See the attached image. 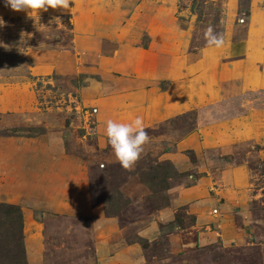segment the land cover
<instances>
[{
  "label": "rangeland",
  "instance_id": "rangeland-1",
  "mask_svg": "<svg viewBox=\"0 0 264 264\" xmlns=\"http://www.w3.org/2000/svg\"><path fill=\"white\" fill-rule=\"evenodd\" d=\"M135 1L119 4L125 10ZM231 2L233 12L228 11ZM247 2L162 0L164 47L191 60L198 57L199 49L207 46V27L224 37L241 25ZM71 7L64 13H10L0 0V203L18 205L23 215V205L13 202L21 185L3 180L13 168L10 151L46 148L72 160L67 168L85 183L86 201L98 205L100 218H111V223L88 214L30 207L40 232L28 234L22 228L27 264H264L262 146L176 147L197 131L199 113L180 111L145 124L150 140L134 167L123 169L101 129L100 104L146 89L158 95L172 82L185 84L187 76L164 79L149 75L138 58H118L125 47L142 52L150 47L144 27L121 45L127 34L121 29L123 11L98 29L94 24L100 13L89 9L82 15L88 27L77 29L75 19L81 14L73 1ZM16 153L14 163L21 160ZM237 166L245 171L242 184L231 179ZM52 188L60 191L47 185L46 192ZM2 231L0 225V264H20L12 248L14 233L5 236ZM2 243L8 251L1 249Z\"/></svg>",
  "mask_w": 264,
  "mask_h": 264
},
{
  "label": "crops",
  "instance_id": "crops-1",
  "mask_svg": "<svg viewBox=\"0 0 264 264\" xmlns=\"http://www.w3.org/2000/svg\"><path fill=\"white\" fill-rule=\"evenodd\" d=\"M72 1L78 14H81L78 20L75 19L77 29L88 27L86 18L82 15L87 14L89 9H94L96 14L100 13L97 17L98 24H94L98 29L109 26L111 16L124 12L121 29L127 34L123 35V46L136 38L139 28L144 27L149 32L151 37L148 49L142 52L121 48L117 53L119 59L128 54L138 58L136 61L142 66L144 64L149 75L156 74L164 79L174 81L183 74L187 76L185 84L172 82L169 89L158 95L146 89L125 97L107 98L100 104L98 112L103 121L101 129L105 130L108 119L130 122L141 116L146 122L144 124H151L180 111L199 110L197 131L189 132L176 143V147L188 146L196 150L198 147L208 148L219 144L228 150L241 142H258L262 146L261 154L264 157V0H248L247 9L242 16L243 22L236 26L238 29L234 27L226 32L223 47L204 46L199 49L198 57L192 60L183 52L180 55L177 49L164 47L166 43L162 40L160 31L164 28L162 0H136L125 10H122L120 0ZM234 6L231 2L228 11L233 12ZM47 11L68 12L51 8ZM8 12L15 13L10 8ZM105 13L109 15L104 17ZM238 30L242 32L239 33ZM100 39L104 40L102 37ZM105 40L113 44L112 39ZM117 110L120 111L118 115L115 114ZM217 112H220V118L216 117ZM199 135L200 139L197 137ZM31 147L17 153L10 151L13 168L3 176L4 182L21 185L19 193L13 195V202L24 207L23 227L28 234L40 232V223L32 221L30 217V207L34 210L42 206L55 212L88 214L105 225L111 223V218H100L98 205L86 201L85 183L67 168L72 163L67 155L46 148L30 149ZM15 153L21 158L18 163H14ZM176 160L171 159L175 165H179ZM16 164L20 169L18 173L15 171ZM243 169L242 166L232 169L231 179L234 184L244 182ZM47 185L55 186L60 191L56 193L52 188L47 193ZM34 238L37 240L36 236Z\"/></svg>",
  "mask_w": 264,
  "mask_h": 264
},
{
  "label": "clouds",
  "instance_id": "clouds-1",
  "mask_svg": "<svg viewBox=\"0 0 264 264\" xmlns=\"http://www.w3.org/2000/svg\"><path fill=\"white\" fill-rule=\"evenodd\" d=\"M72 0H4V6L12 11L40 12L51 9L71 11ZM204 38L209 47H223L224 37L210 25L204 31ZM105 134L116 161L125 170H130L140 159L144 145L150 140L143 117L137 116L130 122L106 121Z\"/></svg>",
  "mask_w": 264,
  "mask_h": 264
},
{
  "label": "trees",
  "instance_id": "trees-1",
  "mask_svg": "<svg viewBox=\"0 0 264 264\" xmlns=\"http://www.w3.org/2000/svg\"><path fill=\"white\" fill-rule=\"evenodd\" d=\"M166 163L171 165L168 161H166ZM175 172L178 173L177 171ZM0 216L3 218V220L0 221V225H3L5 230V233L3 231L1 232L2 235L7 236L9 232L14 233L15 242L12 248L17 249L18 255L16 254V257L18 256L17 258L20 261L18 262L20 264H27L23 245V215L21 208L16 204L0 203ZM4 244L2 243L1 249L8 251L9 246Z\"/></svg>",
  "mask_w": 264,
  "mask_h": 264
},
{
  "label": "built area",
  "instance_id": "built-area-1",
  "mask_svg": "<svg viewBox=\"0 0 264 264\" xmlns=\"http://www.w3.org/2000/svg\"><path fill=\"white\" fill-rule=\"evenodd\" d=\"M244 18L243 17H240L239 18V22H243Z\"/></svg>",
  "mask_w": 264,
  "mask_h": 264
}]
</instances>
